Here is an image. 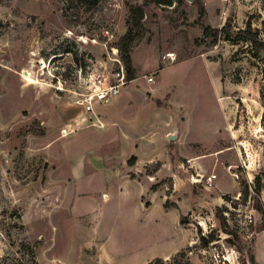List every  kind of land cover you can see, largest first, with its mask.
<instances>
[{
	"label": "rangeland",
	"instance_id": "obj_1",
	"mask_svg": "<svg viewBox=\"0 0 264 264\" xmlns=\"http://www.w3.org/2000/svg\"><path fill=\"white\" fill-rule=\"evenodd\" d=\"M249 20L264 40V0H0V264H143L182 238L164 262L203 264L202 232L264 264V49L203 34ZM130 30L134 79L86 111ZM136 138L138 183L113 167Z\"/></svg>",
	"mask_w": 264,
	"mask_h": 264
},
{
	"label": "trees",
	"instance_id": "obj_2",
	"mask_svg": "<svg viewBox=\"0 0 264 264\" xmlns=\"http://www.w3.org/2000/svg\"><path fill=\"white\" fill-rule=\"evenodd\" d=\"M80 1L84 2L85 4H88L89 6H95L98 2V0H80ZM174 1L175 0H156V2L166 4V5H172ZM130 10H131V14H133L134 17H130L128 19V24L139 25L141 20L144 17L143 7L131 6ZM229 27H230L229 21L220 29H213L211 26H205L203 34L206 37L212 36L214 42H216L220 37H223L226 41H230L232 43H240L241 41H249L253 44V46L255 47L257 51L264 49V40L260 38L261 32L259 29H256L253 27V24L250 20L246 23L245 28H239L238 31L234 34L230 31ZM133 38L134 36H132L131 30H130L124 36V39H123L127 41L124 44L123 60L127 68L128 80L134 79V69L132 66V59H131L130 50H129V43L133 41ZM263 98H264V93H263ZM135 158L136 157L133 156L129 160V163L131 164ZM201 238H202L203 243H208L210 240L203 236ZM250 260L252 262H255L254 261L255 258L253 256L250 257ZM149 264H166V263L161 258H155L154 260L149 262Z\"/></svg>",
	"mask_w": 264,
	"mask_h": 264
},
{
	"label": "built area",
	"instance_id": "obj_3",
	"mask_svg": "<svg viewBox=\"0 0 264 264\" xmlns=\"http://www.w3.org/2000/svg\"><path fill=\"white\" fill-rule=\"evenodd\" d=\"M172 58V56H169ZM117 62L121 63L120 59H116ZM53 70L55 71V67H53ZM116 82H108V77L104 76L103 79L98 78L97 81L93 80V85H91L89 88V91L85 93L80 94V98L77 100V103L82 106L86 111H93L95 104L99 103H107L111 100L112 97H115L119 94L120 89L122 86H124L128 80H125V77H127V68H126V76H125V66L124 64H121V68L116 72ZM56 78L60 80L58 75H55ZM148 80L150 82L153 81L152 77H149ZM65 132V129L62 130V133ZM187 162L189 163V166L193 167L194 164L192 163L191 159H188ZM215 174L209 175L207 177V183L209 185L213 184V180L215 179ZM206 237L208 239V235L205 232L201 233V237ZM214 241L209 240L208 243H203L201 245L203 254L206 255V261L203 264H240V262L235 259L231 260L226 255H220L219 253H213L211 254V247ZM216 247H214L215 249ZM210 255V256H208Z\"/></svg>",
	"mask_w": 264,
	"mask_h": 264
},
{
	"label": "crops",
	"instance_id": "obj_4",
	"mask_svg": "<svg viewBox=\"0 0 264 264\" xmlns=\"http://www.w3.org/2000/svg\"><path fill=\"white\" fill-rule=\"evenodd\" d=\"M95 117H96L97 123L98 122L103 123L100 116H95ZM68 134H70V133H68V131H67V134L66 135H68ZM134 137H139V136L135 134ZM140 142H141L140 139H138V138L135 139V141H134V151L132 153H130V154H133V156L136 157V161L135 162L133 161L134 163L133 162L131 164L129 163V160H130L129 159V155L126 154V155L122 156L121 158H119L118 161L113 164L114 165L113 167L117 166V167H121L123 169V180L124 181H132V182L138 183V182L141 181V179L143 177L141 175V173H142L145 165L149 162V160H146V162H143L142 163V158L143 157L140 154V147H141L140 146L141 145ZM107 157L110 159L111 157H114V156L111 155L110 153H108L107 155H105V158H107ZM111 160L112 159L108 160L109 163L111 162ZM108 161L106 163H108ZM94 164H96L97 166L99 165V164H97V161L96 160H94ZM73 165H74V167H75L76 170H77V168H79V166H77V163H74ZM113 169H115V168H113ZM132 173L138 175V178L133 177L132 176ZM145 177H147V176H145ZM149 178H156V175H153V176L152 175H149ZM149 180H151V179H149ZM149 183H150V187H151L153 183L151 181H149ZM124 184H125V182H124ZM123 189L124 188L122 186L120 188V190L123 191ZM149 191L151 193H153V194H156L157 196H160V195H158L159 192H160L159 190H151L149 188ZM105 196L108 197V195H105ZM141 197H142V200H143L144 199V195H141ZM161 205H162V202H161ZM146 208L151 209L152 208V205L149 206V207H146ZM162 209H163V211L165 213H169V212H172L173 211V209H167L164 206L162 207ZM187 241L189 242V239H187V240H185L184 238L180 239L179 243L175 244L174 247L171 246L172 247L171 248L172 250H169V251H167L165 253H162V254H160L158 256L157 255H152V256L146 258V260L143 262V264H149V262H151L155 258H161L163 260H166V259L171 258L174 254L178 253V251L187 244Z\"/></svg>",
	"mask_w": 264,
	"mask_h": 264
},
{
	"label": "bare ground",
	"instance_id": "obj_5",
	"mask_svg": "<svg viewBox=\"0 0 264 264\" xmlns=\"http://www.w3.org/2000/svg\"><path fill=\"white\" fill-rule=\"evenodd\" d=\"M169 56H172V55H169ZM29 73H27L26 75H25V77L28 79L29 78ZM65 133V132H64Z\"/></svg>",
	"mask_w": 264,
	"mask_h": 264
},
{
	"label": "water",
	"instance_id": "obj_6",
	"mask_svg": "<svg viewBox=\"0 0 264 264\" xmlns=\"http://www.w3.org/2000/svg\"><path fill=\"white\" fill-rule=\"evenodd\" d=\"M170 137L173 139L175 136L174 135H171Z\"/></svg>",
	"mask_w": 264,
	"mask_h": 264
}]
</instances>
